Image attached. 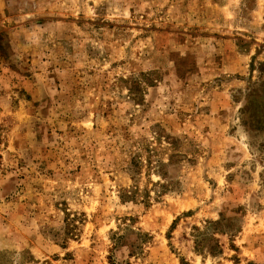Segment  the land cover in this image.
<instances>
[{"label": "rangeland", "instance_id": "374dc122", "mask_svg": "<svg viewBox=\"0 0 264 264\" xmlns=\"http://www.w3.org/2000/svg\"><path fill=\"white\" fill-rule=\"evenodd\" d=\"M0 264H264V0H0Z\"/></svg>", "mask_w": 264, "mask_h": 264}, {"label": "trees", "instance_id": "16d2710c", "mask_svg": "<svg viewBox=\"0 0 264 264\" xmlns=\"http://www.w3.org/2000/svg\"><path fill=\"white\" fill-rule=\"evenodd\" d=\"M136 192V190L124 189L121 193V198L130 200ZM218 224L219 221L209 220L204 226L193 227L195 249L203 250L206 247L205 251L207 250V252L211 255H215L220 252L218 239L215 237Z\"/></svg>", "mask_w": 264, "mask_h": 264}]
</instances>
